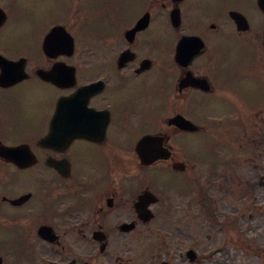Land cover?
I'll return each mask as SVG.
<instances>
[{
    "label": "flooded vegetation",
    "instance_id": "1",
    "mask_svg": "<svg viewBox=\"0 0 264 264\" xmlns=\"http://www.w3.org/2000/svg\"><path fill=\"white\" fill-rule=\"evenodd\" d=\"M116 1L36 0L25 12L30 1L0 0V57L27 75L0 86V146L15 149L0 155V264H201L184 251H200L206 218L209 242L217 219L234 235L213 263L247 264V233L222 227L230 213L200 193L198 138L224 140L212 151L241 167L225 168L228 177L248 182L254 161L264 182V53L256 67L228 71L232 41L259 40L248 32L263 7L139 0L123 16ZM233 11L254 12L248 32ZM184 38L192 40L177 59ZM257 79L260 89L247 90ZM181 117L198 128L185 130ZM146 137L154 140L139 148Z\"/></svg>",
    "mask_w": 264,
    "mask_h": 264
},
{
    "label": "rangeland",
    "instance_id": "2",
    "mask_svg": "<svg viewBox=\"0 0 264 264\" xmlns=\"http://www.w3.org/2000/svg\"><path fill=\"white\" fill-rule=\"evenodd\" d=\"M30 1V3L32 4H24L25 5V12H30L33 8V3L36 2V0H24V2ZM49 3L51 4H56V3H63L65 0H47ZM113 4L114 0H90V5H99V4ZM116 5H119L120 8L123 7L124 10L119 11V15H123L125 16L126 14H128V12H134V5L138 7L139 5V0H117L116 1ZM52 7H55V5H52ZM248 14H253L254 12L252 11H246ZM110 15H112L113 13H109ZM117 15V14H116ZM254 20L259 21L260 20V16H258L257 14H255L253 16ZM24 23L27 24V19L24 21ZM255 27V32L259 33V25L257 23H253ZM260 28H264V24H262V26ZM252 31L251 35H256L257 33H255ZM232 40H235L232 38ZM253 43H257L255 45V47L260 50V52L264 50L260 49L261 47V43L262 40H260V42H253ZM230 52L233 54V56L230 58V66L228 68V71L231 73H233L235 75V73L241 74L243 72H245L246 70L251 69V67L256 66V55L254 54V50L249 47V45L246 44H241L239 41H232L231 43V47H230ZM256 53V52H255ZM233 87H238L237 85H233ZM248 89L247 90H257L261 87V84L259 82H248L247 86ZM224 106H218L217 110L221 111L223 110ZM203 136H200V138H198V140L200 139L201 142L203 143V145L201 146L203 149H205V152L203 153L202 157L200 159L205 161V164H209L210 166H212V168H228V167H232V168H241L236 167V165H234L233 162H229L227 160L224 159H220L222 156L221 154H216L212 151L211 148V139H212V143H213V147H226V144L221 141L218 137H208V138H202ZM220 159V160H219ZM225 161L227 163H225L223 166L220 165L218 162H222ZM250 162V161H249ZM255 163L254 161H251V163L249 164H253ZM249 171H248V176L249 177V181L246 182V177H243V181L241 182V186L238 185V187H235L234 185L227 184L228 189L229 190H224V184L223 183V174L224 178L227 177L228 171H224L221 173V176L216 178L214 175L213 176H209V173L206 170H202V184H204L206 186V188L204 189V191H202V193H207L213 196H217V199L219 200V206L221 208H225L226 210H228L227 212L230 213L229 215V220L233 223V229H237V227H242L243 231H245L247 233V235L245 236L246 239H248V245L249 248H251V252H257V253H262L264 254V209H261L260 205H262V202H258V201H254L255 200V196L256 195H261L263 194L264 197V192L261 191L262 188H260L257 185V173H259V171L254 170L252 168V165L248 166ZM243 173V171L241 172V174ZM237 179H241L240 176L236 177ZM215 182V183H214ZM246 182V183H245ZM248 184V185H245ZM245 185V186H243ZM250 187H254V191L252 190V188ZM242 189V190H241ZM248 189V190H246ZM261 189V190H259ZM244 190V192H243ZM247 195V196H246ZM250 195H252V197H250ZM231 196V197H230ZM244 207L245 212L244 215L241 216H236V211H241L242 208ZM219 235H221L224 239L226 238H232L234 239V235H228L227 233H219L217 232ZM221 245V244H220ZM207 247V246H205ZM204 264H211L210 262H205ZM248 264H264V260L258 258L257 256H253L252 254L249 255V261Z\"/></svg>",
    "mask_w": 264,
    "mask_h": 264
},
{
    "label": "water",
    "instance_id": "3",
    "mask_svg": "<svg viewBox=\"0 0 264 264\" xmlns=\"http://www.w3.org/2000/svg\"><path fill=\"white\" fill-rule=\"evenodd\" d=\"M236 19H237L238 23L240 24V25H239L240 28H241V29H246V24L243 23L244 18H243V17H240V18H236ZM238 19H241V20L239 21ZM0 79H1V78H0Z\"/></svg>",
    "mask_w": 264,
    "mask_h": 264
}]
</instances>
